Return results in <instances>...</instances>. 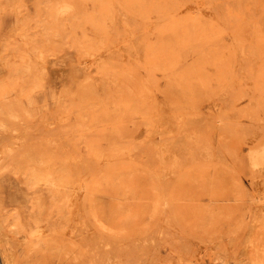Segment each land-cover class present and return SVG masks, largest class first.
I'll use <instances>...</instances> for the list:
<instances>
[{"label": "rangeland", "instance_id": "1", "mask_svg": "<svg viewBox=\"0 0 264 264\" xmlns=\"http://www.w3.org/2000/svg\"><path fill=\"white\" fill-rule=\"evenodd\" d=\"M205 1L0 0V264H264V0Z\"/></svg>", "mask_w": 264, "mask_h": 264}, {"label": "bare ground", "instance_id": "2", "mask_svg": "<svg viewBox=\"0 0 264 264\" xmlns=\"http://www.w3.org/2000/svg\"><path fill=\"white\" fill-rule=\"evenodd\" d=\"M149 1H150V0H149ZM155 1H156V0H155ZM231 1H232V0H230V2H231ZM145 2H146V1H145ZM206 2H207V3H206ZM210 2H211V1H210ZM210 2L208 3V1L206 0V1H205V4H207V5H208V4H211L212 2H211V3H210ZM238 2H239V1H238ZM190 4H191V3H190ZM229 4H230V3H229ZM233 4H234V2H233ZM241 4H243V3H241ZM168 5H169V4H168ZM188 5H189V4H188ZM216 5H217V4H216ZM233 6H234V5H233ZM257 6H258V5H257ZM173 7H174V6H173ZM193 7H194V6H193ZM210 7H211V6H210ZM231 7H232V6H231ZM234 7H235V6H234ZM239 7H240V6H239V3H238V9H239ZM66 8H67V7H66ZM139 8H140V7H139ZM179 8H180V7H179ZM216 8H217V7H216ZM212 9H214V6L212 7ZM241 9H242V8H241ZM156 10H157V9H156ZM196 11H197V10H196ZM118 12H120L119 9H118ZM214 12H215V11H214ZM216 12H217V10H216ZM240 12H241V11H240ZM155 13H156V12H155ZM157 13H158V12H157ZM159 13H160V12H159ZM184 13H186V12H184ZM196 13H197V12H196ZM244 13H245V12H244ZM195 16H196V14H195ZM216 16H217V15H216ZM131 17H132V16H131ZM184 18H185V17H184ZM133 19H136V18H133ZM205 19H206V18H205ZM131 20H132V18H131ZM161 20L163 21V19H161ZM181 20H182V19H181ZM236 20H237V19H236ZM167 21H169V20H167ZM211 21H212V20H211ZM223 21H224V20H223ZM185 22H186V21H185ZM39 23H40V22H39ZM144 23H145V22H144ZM155 23H157V22L155 21ZM222 23H223V22H221V24H222ZM157 24H158V23H157ZM157 24H155V25H157ZM224 24L227 25V23H225V22L223 23V25H224ZM133 25H135V24H133ZM155 25L153 24V26H155ZM162 25H164V24L162 23ZM206 25H207V23H206ZM135 26H136V25H135ZM221 26H222V25H221ZM166 27H167V25H166ZM169 27H170V26H169ZM224 27H226V26H224ZM118 28H119V27H118ZM152 28H153V27H152ZM160 28H161V27H160ZM175 28H176V27H175ZM46 29H47V28H46ZM119 29H120V28H119ZM135 29H137V28H135ZM162 29H163V28H162ZM168 30H169V29H168ZM15 31H16V30H15ZM149 31H150V30H149ZM164 31H165V30H164ZM164 31H163V32H164ZM207 32H208V31H207ZM46 33H47V32H46ZM151 33H152V29H151ZM120 34H121V33H120ZM147 34H148V33H146V35H147ZM159 34H160V33H159ZM161 34H162V33H161ZM176 34L178 35V33H176ZM48 35H49V34H48ZM123 35H125V34H122V36H123ZM151 35H152V34H151ZM43 36H44V35H43ZM135 36H136V35H135ZM147 36H148V35H147ZM149 36H150V34H149ZM153 36H154V35H153ZM190 36H191V35H190ZM201 36H202V35H201ZM154 37H155V36H154ZM44 38H45V37H44ZM47 38H49V37H47ZM135 38H137V36H136ZM178 38H179V37H178ZM64 39H66V36H64ZM71 39H72V38H70V40H71ZM100 39H104V38H101V37H100ZM47 40H48V39H47ZM135 40H136V39H135ZM145 40H146V39H145ZM184 40H185V39H184ZM71 41H72V40H71ZM76 42H77V41H76ZM103 42H104V40H103ZM110 42H111V41H110ZM141 42H142V41H141ZM99 43H101V42H99ZM16 44H17V43H16ZM65 44H66V43H65ZM174 44H175V43H174ZM101 45H103V44H101ZM135 45L138 46L137 43H136ZM140 45H141V44H140ZM140 45H139V46H140ZM176 45H177V44H176ZM189 45H190V44H189ZM233 45H234V44H233ZM8 46H9V44H8ZM129 46H130V45H129ZM139 46H138V48H137V51H141V53H142V50L139 49ZM212 46H213V45H212ZM217 46H219V45H217ZM9 47H10V46H9ZM12 47H13V46H11V48H12ZM127 47H128V46H127ZM133 48H134V47H133ZM133 48H132V50H133ZM148 48H149V47H148ZM202 48H203V47H202ZM135 49H136V47H135ZM217 49H218V48H217ZM59 50H60V48H59ZM77 50H78V48H77ZM132 50H131V51H132ZM157 50H158V48H157ZM203 50H205V49L203 48ZM236 50H237V49H236ZM237 51H238V50H237ZM57 52H58V51H57ZM77 52H79V51H77ZM206 52H207V51H206ZM79 53H82V52H79ZM88 53H89V52H88ZM37 54H38V53H37ZM83 54H84V53H83ZM90 54H91V53H89L88 55H90ZM175 54H176V53H175ZM38 55H39V54H38ZM76 55H77V54H76ZM76 55H75V56H76ZM237 55H238V54H237ZM148 56H149V55H148ZM205 56H206V55H205ZM103 57H104V56H103ZM206 57H207V56H206ZM100 58H101V57H100ZM117 58H118V57H117ZM129 58H132V57H129ZM166 58H167V57H166ZM198 58H200V56H198ZM33 59H34V58H33ZM35 59H36V58H35ZM39 59H40V58H39ZM76 59H78V58H76ZM201 59H202V58H201ZM204 59H205V58H204ZM78 60H80V59H78ZM88 60H89V59H88ZM199 61H200V60H199ZM235 61H236V60H235ZM160 62H161V61H160ZM200 62H201V61H200ZM205 62H206V61H205ZM220 62H221V61H220ZM113 63H114V62H112L111 64L114 65ZM115 64H117V63H115ZM136 64H137V63H136ZM143 64H145V63H143ZM155 64H156V63H155ZM158 64H159V63H158ZM190 64H191V62H190ZM235 64H236V63H235ZM81 65H82V64H81ZM140 65H141V64H140ZM147 65H148V64H147ZM183 66H184V65H183ZM186 66H188V65H186ZM138 67H139V66H138ZM159 67H160V66H159ZM163 67H164V66H163ZM215 67H218V66L216 65ZM201 68H203V67H201ZM218 68H219V67H218ZM160 69H161V68H160ZM193 69H194V67H193ZM193 69H192V70H193ZM155 70H156V69H155ZM193 72H194V71H193ZM229 72H230V71H229ZM237 72H238V70H237ZM143 73H144V72H143ZM185 73H186V72H185ZM221 73H222V72H221ZM194 74H196V73H194ZM196 75H197V74H196ZM214 75H215V74H214ZM237 75H238V74H237ZM220 76H221V75H220ZM238 77H239V76H238ZM175 78H176V77H175ZM145 79H146V78H145ZM170 79H172V78H170ZM194 79H195V77H194ZM236 79H237V78H236ZM10 80H11V79H9V81H10ZM13 80H14V79H13ZM13 80H12V81H13ZM143 80H144V78H143ZM176 80H177V79H176ZM234 81H235V80H234ZM10 82H11V81H10ZM34 82H35V81H34ZM145 82H146V81H145ZM180 82H181V81H180ZM186 83H188V82H186ZM235 83H236V82H235ZM200 84H201V83H199V85H200ZM237 85H238V84H237ZM16 86H17V85H16ZM200 87H202V84L200 85ZM235 87H236V86H235ZM202 88H203V87H202ZM209 88H210V87H209ZM186 89L188 90V88H186ZM210 90H211V89H210ZM187 92H188V91H187ZM184 93H185V92H184ZM144 97H145V96H144ZM152 97H153V95H152ZM229 97H230V96H229ZM229 97H228V98H229ZM228 98H227V100H228ZM148 99H149V98H148ZM134 100H135V99H134ZM225 100H226V99H225ZM138 101H139V100H138ZM138 101H137V102H138ZM254 101H255V100H254ZM137 102H136V103H137ZM148 102H149V101H148ZM89 103H90V102H89ZM145 103H146V102H145ZM225 103H226V102H225ZM94 104H95V103H94ZM136 105H137V104H136ZM164 109H165V108H164ZM164 109H163V110H164ZM220 109H221V108H220ZM168 110H169V109H168ZM168 110H167V111H168ZM171 110H172V109H171ZM139 111H140V110H139ZM174 111H175V110H174ZM162 112H163V111H162ZM165 112H166V111L163 112L164 115H163L161 118H164V117L166 116V115H165V114H166ZM227 114H228V113H227ZM229 114H230V113H229ZM233 114H234V113H233ZM221 115H222V114H220V116H221ZM223 116L225 117L226 115L224 114ZM224 117H222V118H224ZM47 118H49V117H47ZM8 125H9V124H8ZM33 126H34V125H32L31 127H33ZM33 128H34V127H33ZM74 129H75V128H74ZM6 133H7V132H6ZM8 133H10V132H8ZM8 136H10V135H8ZM25 136H26V135H25ZM4 138H5V137H4ZM0 139H1V138H0ZM2 140H3V139H1V141H2ZM1 141H0V142H1ZM10 141H11V140H10ZM10 141L8 142V140H7L6 142H8V144H10V143H11ZM2 143H3V142H2ZM0 145L2 146V144H0ZM3 146H4V145H3ZM3 152H4V151H3ZM6 156H7V155H6ZM127 176H128V175H127ZM116 181H117V179H116ZM188 249H189V248H188ZM184 250H185V249H184ZM184 250H183V251H184ZM191 252H192V251H191ZM8 257H9V256H8ZM30 257H31V256H30ZM6 260H7V259H6ZM9 262H10V261H9ZM9 262H8V263H9ZM6 263H7V262H6ZM37 263H38V262H37Z\"/></svg>", "mask_w": 264, "mask_h": 264}]
</instances>
